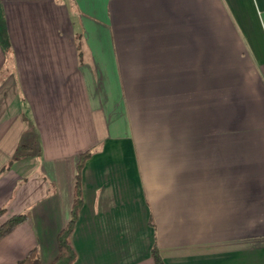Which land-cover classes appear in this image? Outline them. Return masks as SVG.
I'll return each instance as SVG.
<instances>
[{
  "label": "crops",
  "instance_id": "obj_1",
  "mask_svg": "<svg viewBox=\"0 0 264 264\" xmlns=\"http://www.w3.org/2000/svg\"><path fill=\"white\" fill-rule=\"evenodd\" d=\"M48 1L0 0V264L55 257L87 150L73 264H264V0Z\"/></svg>",
  "mask_w": 264,
  "mask_h": 264
},
{
  "label": "trees",
  "instance_id": "obj_2",
  "mask_svg": "<svg viewBox=\"0 0 264 264\" xmlns=\"http://www.w3.org/2000/svg\"><path fill=\"white\" fill-rule=\"evenodd\" d=\"M82 35L77 34V48L80 50ZM89 150L82 152L76 166L73 186V202L70 210L69 219L66 225L58 232L56 237L57 253L55 257L45 264H73L77 258V252L71 242V234L77 221L79 211L83 205V192L81 183V174L85 161L90 156ZM4 212V208H0V215ZM27 219L25 213L15 214L6 219L0 224V239L10 233L17 225ZM151 259L154 264H165L159 252V249L154 243L151 248ZM18 264H44L40 260L39 251L36 247L32 248L27 255L19 260Z\"/></svg>",
  "mask_w": 264,
  "mask_h": 264
},
{
  "label": "rangeland",
  "instance_id": "obj_3",
  "mask_svg": "<svg viewBox=\"0 0 264 264\" xmlns=\"http://www.w3.org/2000/svg\"><path fill=\"white\" fill-rule=\"evenodd\" d=\"M69 1H71L72 2V0H69ZM68 2V0H55V3H57V7L58 8H60L61 9V7L65 4V3H67ZM52 3V2H51ZM51 3L48 1V0H45V2L43 3V11H45V13H46V15L49 13V14H51V11L52 10H50V5H51ZM63 9V8H62ZM0 20L2 19V16H4V11L2 10V8H0ZM77 32H79L78 30H77ZM81 34L83 35V33L81 32ZM82 44H83V42H82ZM83 46V45H82ZM29 146L31 147V149L33 150V152L35 151V149L37 148V146H36V143H35V141L34 140H30V144H29Z\"/></svg>",
  "mask_w": 264,
  "mask_h": 264
}]
</instances>
